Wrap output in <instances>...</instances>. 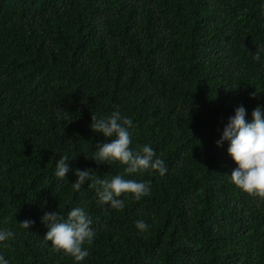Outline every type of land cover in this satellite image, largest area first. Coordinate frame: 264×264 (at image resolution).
I'll return each mask as SVG.
<instances>
[{
    "label": "trees",
    "instance_id": "trees-1",
    "mask_svg": "<svg viewBox=\"0 0 264 264\" xmlns=\"http://www.w3.org/2000/svg\"><path fill=\"white\" fill-rule=\"evenodd\" d=\"M264 0H0V245L9 264H73L44 239L45 211L82 207L96 236L82 264H264V200L230 181L228 118L264 105ZM259 51L262 59L256 61ZM255 94V95H253ZM133 120L168 172L97 164L92 116ZM67 157L69 180L56 162ZM151 182L123 210L72 187L75 169ZM150 228L141 233L137 220ZM34 221L29 230L19 222Z\"/></svg>",
    "mask_w": 264,
    "mask_h": 264
},
{
    "label": "clouds",
    "instance_id": "clouds-1",
    "mask_svg": "<svg viewBox=\"0 0 264 264\" xmlns=\"http://www.w3.org/2000/svg\"><path fill=\"white\" fill-rule=\"evenodd\" d=\"M260 9V14L264 15V3L260 5ZM254 59L261 61L259 51ZM133 127V120L123 116L118 107L108 116L93 115L91 130L113 139L110 143L96 145L91 159L98 165H123L124 172L128 175H143L148 172L164 176L168 168L150 145H143L138 149L131 147ZM225 142L228 143L229 156L237 165L229 175L231 183L249 196L264 200V105L258 104L251 112L250 118L245 107L238 106L234 115L228 118L217 146L222 147ZM68 160L62 156L56 162L54 175L59 181L69 180L72 169L67 163ZM93 173L92 169H75L77 179L72 182V187L77 192L86 183L89 188H95L99 205L119 211L124 208L122 195L131 194L136 201H140L151 193L150 181L125 179L120 174L113 175L110 179L99 178L94 177ZM34 223L31 220H24L19 222V226L29 230ZM41 223L48 229L44 239L50 242L51 248L70 256L73 264H82L89 255L85 245H91L96 236L88 212L82 207H75L68 211L65 218L57 212L45 211ZM135 227L139 232L145 233L150 225L141 219L136 221ZM14 237L15 233L10 229L0 228V245L8 246L5 242L13 240ZM0 264H9L3 254H0Z\"/></svg>",
    "mask_w": 264,
    "mask_h": 264
}]
</instances>
